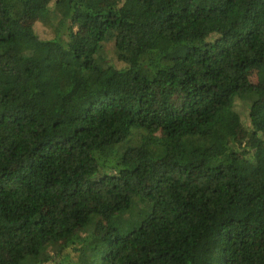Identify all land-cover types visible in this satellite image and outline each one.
Instances as JSON below:
<instances>
[{
  "label": "trees",
  "instance_id": "1",
  "mask_svg": "<svg viewBox=\"0 0 264 264\" xmlns=\"http://www.w3.org/2000/svg\"><path fill=\"white\" fill-rule=\"evenodd\" d=\"M0 264H264V0H0Z\"/></svg>",
  "mask_w": 264,
  "mask_h": 264
},
{
  "label": "rangeland",
  "instance_id": "2",
  "mask_svg": "<svg viewBox=\"0 0 264 264\" xmlns=\"http://www.w3.org/2000/svg\"><path fill=\"white\" fill-rule=\"evenodd\" d=\"M25 25L35 28V30L39 33V35L42 38H44V39L51 36V29L46 27V26H44L39 20H36V19H33V18H28V19L25 20ZM249 78L253 82H256L257 79H258L256 72L255 71H251V73L249 74ZM236 110H238V112L240 113L241 121H243V123L245 124V120H246V106H243V105L239 104L238 107L236 108ZM236 132H237L238 136L243 135V128H242L241 123H238L237 128H236ZM82 234L85 235L86 233H84L82 231ZM59 241L61 242V241H66V240L61 239ZM69 248H70V250H72V252L75 251V245L74 246H70ZM72 257L74 259L76 258L75 255H72Z\"/></svg>",
  "mask_w": 264,
  "mask_h": 264
}]
</instances>
